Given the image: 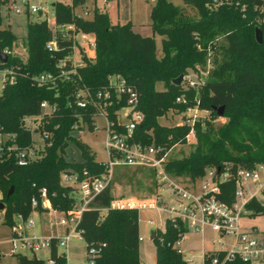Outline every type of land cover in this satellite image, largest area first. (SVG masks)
I'll return each instance as SVG.
<instances>
[{
    "label": "trees",
    "instance_id": "obj_1",
    "mask_svg": "<svg viewBox=\"0 0 264 264\" xmlns=\"http://www.w3.org/2000/svg\"><path fill=\"white\" fill-rule=\"evenodd\" d=\"M86 1L73 0L72 7L61 2L53 6L58 25L75 26L78 33L93 34L97 43L95 57H82L84 65L78 68L72 81L60 78V63L73 52L71 40L56 35L45 20L29 21L24 40L27 55L21 59L13 53L18 39L10 29L3 28L0 13V49L10 51L5 66L16 68L18 76V81L6 85L0 96V133L16 135L17 144L25 149L32 145L33 135L23 129L22 119L40 116L44 101L56 109L51 117L44 119L40 129L49 134L41 158L25 167L18 166L15 159L0 162V203L5 204L3 224L11 227L17 216L27 219L34 212L32 199L40 204L36 212H44L43 188L47 189L54 209L60 213L71 211L76 205L72 196L75 190L61 183V175L82 177L88 172L95 177L106 172V164L99 163L92 149L73 133L84 128L94 131L97 113L95 106L79 107L77 93L87 89L96 96L109 88L110 76L123 77L139 94L138 110L144 113L145 120L136 128L134 141L143 145H161L169 150L174 145L185 144L190 127L162 126L159 120L171 110L186 109V105L176 104L183 93H188L190 105L195 104L197 97L201 100V109L210 111L212 120L196 124L197 146L189 155L167 161L166 171L173 178L190 182L199 181L208 170L229 173L231 180L220 185L219 198L233 203L236 172L264 163V40L259 44L255 37L259 28L264 38V25L255 21L251 9L244 16L234 7L211 8V0H184L185 7L158 0L151 11L153 32L162 37V56L158 58L154 38L142 37L130 22L113 24L109 15L99 8L91 19L78 17L74 8L85 5ZM242 2L251 8L256 0ZM54 39L57 48L50 50L48 45ZM219 39L226 43L220 47L219 57H213V70L205 87L199 92L185 91L183 84L177 87L173 81L181 74L206 69L208 49L211 48L214 56ZM43 74L57 79L56 86L40 84L34 79ZM159 85L163 86L162 90L158 89ZM127 100V96L114 98L107 109L112 120H117L116 111L124 108ZM218 107H224L227 122L216 128L214 121L220 118L215 109ZM70 145L80 150L79 160L67 158ZM113 198L110 187L96 197L91 210L83 212L79 225L82 238L88 250L101 248L96 264H141L139 211L111 209ZM249 208L264 215V209L255 202ZM157 232L158 237L153 241L156 264H185L172 246L187 232V227L181 223L176 226L167 219L165 230ZM50 252L49 260L53 264H68L66 255L58 252V239H52ZM17 264H48V261L36 255L17 256Z\"/></svg>",
    "mask_w": 264,
    "mask_h": 264
},
{
    "label": "built area",
    "instance_id": "obj_2",
    "mask_svg": "<svg viewBox=\"0 0 264 264\" xmlns=\"http://www.w3.org/2000/svg\"><path fill=\"white\" fill-rule=\"evenodd\" d=\"M48 1H53V6L56 2H61L70 7L73 6V0H45L46 3ZM157 1L151 0V3L156 4ZM21 2L31 15L40 13L48 15V10L41 4H31L30 0H21ZM107 2L108 0H104V3ZM4 6H9V9L16 11L17 14H21L23 11L18 6L17 0H0V10ZM209 6L214 9L234 7L239 9L244 16H247L251 9L255 21L260 25H264V0H256L251 8L250 4H244L242 0H211ZM96 8L98 7L95 4L93 12ZM83 9L85 15L91 12L88 9ZM45 21L49 25V20L45 19ZM49 27L51 26L49 25ZM54 27L51 28L56 35L60 34L62 39L71 40L74 44L71 55L60 63V78L72 81L78 68L84 65L82 57L86 56L88 59H93L92 56L87 55V51L95 53L97 44L95 36L93 34L78 33L75 26L58 25L56 19ZM80 34H82L85 41L84 45L77 42ZM48 47L50 50L56 49V40L50 42ZM199 49H201L200 46ZM3 52L7 55L10 54L8 49ZM208 57L209 60L205 70L198 68L196 72L185 75L182 83L185 91L194 90L199 92L205 87L213 69V52L211 48L208 49ZM5 64L0 61V80L3 82L4 87L8 84L14 85L18 81L16 68L5 66ZM34 79L40 84L52 83L53 86L57 84V79L50 74H43ZM77 96L79 107L95 106L97 108L93 124L94 130L96 129V117L102 116L105 118L107 132L105 147L109 159L105 163L106 172L100 176L94 177L88 172H84L82 177L79 174L63 173L61 175V183L65 186H71L75 190L74 194L79 196L80 204L79 206L76 204L74 210L62 213L66 218H63L59 224L66 227V236L58 240V247L63 245L67 249L74 235L82 237L79 225L83 212L91 210V205L96 197L112 186L117 169L140 168L154 171L162 191H167L171 199L166 200L158 193L145 200L114 197L111 209L157 210L163 213L166 212L169 215L168 219L176 226H178V223L184 224L187 227V232L183 233L172 247L182 256L185 264H192L199 258H202V264H264V232L257 227L249 229L243 225L246 219L252 218V216H261L255 209L249 208L250 205L255 202L260 208L264 209V163H257L251 169H239L236 172L234 176L236 179L235 199L233 203L228 204L222 201L219 195L221 192L220 185L231 180L229 173L208 170L204 177L197 182L173 178L166 171L167 158L173 148L168 150L165 146L143 145L141 142L134 141L136 128L143 124L145 115L138 110L139 94L127 84L123 77L110 76L109 88L96 93V96H93L87 89H80ZM124 96L128 98L127 105L116 111L117 120L114 121L110 118L107 109L111 106L115 97L120 100ZM200 102L201 100L197 97L195 104L190 105L188 93H183L177 98L176 104L179 106L186 105V109L184 111L171 110L168 113L180 118L177 127H190L191 130L186 136L187 139L195 133V126L198 122L209 120L208 115L211 112L201 109ZM55 110L49 102L44 101L41 103L40 116H26L22 119L23 129L31 132L32 135L40 133L44 142V150L49 134L41 132L40 129L44 119L51 117ZM204 114L207 116H204ZM33 146H35L34 141L31 146L25 147V149L21 148L17 144L16 135L0 133V162L15 159L18 166L25 167L30 162L41 158V155H38ZM32 201L34 212L27 219L21 216L15 217V222L10 227L12 238L9 241L11 244L9 255L11 256H27L28 252L36 254L38 251L46 248L50 249L51 247L52 237H44L36 233L37 222L32 216L40 204L36 199H32ZM42 201L43 209H46L52 215L59 213L58 210L53 208L46 188L42 190ZM0 218H3V212L1 211ZM150 223H153V221H150ZM208 231L213 232L219 238L218 244L221 245L219 250L209 252L203 250L200 256L195 249L186 251L182 249L186 235L192 232L202 235L204 238ZM142 241L143 238L141 237L140 243ZM100 250V247H91L88 250V264H96ZM48 264H53V261L48 259ZM141 264L151 263L141 262Z\"/></svg>",
    "mask_w": 264,
    "mask_h": 264
},
{
    "label": "rangeland",
    "instance_id": "obj_3",
    "mask_svg": "<svg viewBox=\"0 0 264 264\" xmlns=\"http://www.w3.org/2000/svg\"><path fill=\"white\" fill-rule=\"evenodd\" d=\"M174 6L185 7L184 0H168ZM31 4L38 5L41 4L48 10V15L33 14L31 15L27 8L22 4L21 0H17V4L22 8V13L17 14L16 11L10 10L9 6H4L1 8V16L3 20V28H8L11 30L12 34L18 39L17 47L14 50V54L21 59L26 58L27 46L24 44V40L28 35V23L37 22L39 20H49V25L53 28L55 22V11L53 9V1L45 0H30ZM97 5L100 10L105 11L109 15V19L113 24H126L130 22L137 33L142 37L154 38L157 44L156 55L158 58L162 56V37L158 36L153 32L151 24V11L153 9V4L151 0H108L104 3V0H87L86 4L83 6H78L75 9L77 15L84 19H91L93 17V7ZM91 11L88 15H85L84 9ZM77 42L84 45L85 41L82 34L78 36ZM226 41L224 39H219L216 54L214 58L219 57L222 50L220 47L224 45ZM86 51V50H85ZM93 51H87V55L92 56ZM213 70V69H212ZM191 73V72H190ZM210 77L208 78V80ZM4 84L0 80V96L2 94ZM159 90L163 89L162 85L158 86ZM204 116H207L204 114ZM209 121L212 120L211 113L208 115ZM204 120V119H203ZM227 119L220 117L214 121V126L216 128L221 127L225 124ZM160 125L173 127L180 123V118L167 114L165 117L159 120ZM106 120L104 117H96V129L94 131L84 128L82 130H77L73 133V136L78 138L81 142L86 144L92 149L96 156V160L99 163L108 162V152L105 147V142L107 139L106 132ZM33 141L35 146L34 149L37 150L38 155H42L44 149V142L41 139L40 133H34ZM197 146V135L196 131L188 139L186 138V143L181 145L172 146V150L167 158V160L181 159L189 155L194 148ZM67 158L69 160L77 161L81 158V152L78 148L73 145L69 146L67 151ZM83 176V175H82ZM112 196L118 198H137L140 200H145L152 198L157 193L162 195L166 200L171 198L168 196L167 191H162L157 180V175L154 171L150 169H140V168H120L115 171L112 184ZM75 197V202L77 206L80 204L79 196L72 194ZM75 207L72 209L74 210ZM63 212L58 214H51L48 211L33 215L32 217L37 222V229L39 230L38 235L47 236L61 240L66 236V227L60 226L59 222L66 218ZM105 216V212L102 213ZM140 233L143 241L140 243V260L141 262H148L151 264H156V250L153 241L158 237L157 231L163 232L165 230L166 220L169 215L165 212H159L157 210H140ZM169 220V219H168ZM153 221V223H150ZM174 224V223H173ZM247 228L257 227L262 232H264V215L263 216H252L244 221L243 224ZM155 233L154 235L152 233ZM12 230L9 226L3 224V219L0 218V264H17V256L9 255L11 250V244L9 243L12 238ZM160 237V235H159ZM219 238L216 234L208 231L204 236L195 233H189L186 235L183 242V250L195 249L198 255L201 256L203 250L206 252L219 250L221 245L218 244ZM58 252L60 254H65L68 258V264H88V249L85 240L78 235H74L69 243V247L66 249L65 246L59 245ZM50 249L46 248L36 252V254L28 252L27 256L33 257L37 256L40 260L48 261L50 258ZM192 264H202V258L195 260Z\"/></svg>",
    "mask_w": 264,
    "mask_h": 264
},
{
    "label": "water",
    "instance_id": "obj_4",
    "mask_svg": "<svg viewBox=\"0 0 264 264\" xmlns=\"http://www.w3.org/2000/svg\"><path fill=\"white\" fill-rule=\"evenodd\" d=\"M255 37H256L257 42L259 44H263L264 38H263L262 31L259 28L256 29V35H255ZM0 61L2 63H4V64L7 63V61H8V55L6 53H4L1 49H0ZM184 79H185V75L181 74L178 79H176V80L173 81V83L177 87H179V86L182 85ZM215 109L218 112L219 117H224V115H225V109H224V107H218V108H215ZM13 190L14 189L12 188L11 191H10V193H9L10 195L13 193ZM4 209H5V204L4 203H0V211L3 212ZM154 234L155 233L153 232V235Z\"/></svg>",
    "mask_w": 264,
    "mask_h": 264
},
{
    "label": "crops",
    "instance_id": "obj_5",
    "mask_svg": "<svg viewBox=\"0 0 264 264\" xmlns=\"http://www.w3.org/2000/svg\"><path fill=\"white\" fill-rule=\"evenodd\" d=\"M92 57L94 58L95 57V53L93 52V54H92ZM46 211V210H45ZM37 213H39V212H35L33 215H37ZM39 215V217L41 218V215H40V213L38 214ZM40 229H41V227H40ZM39 229V230H40ZM39 230L38 229H36V233H39ZM153 234V233H152ZM67 257V256H66ZM67 262H68V258H67Z\"/></svg>",
    "mask_w": 264,
    "mask_h": 264
}]
</instances>
